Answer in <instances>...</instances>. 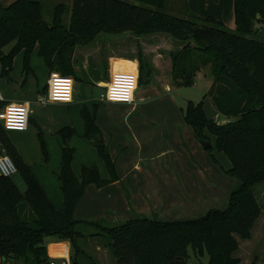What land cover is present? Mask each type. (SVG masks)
<instances>
[{
  "label": "trees",
  "instance_id": "obj_1",
  "mask_svg": "<svg viewBox=\"0 0 264 264\" xmlns=\"http://www.w3.org/2000/svg\"><path fill=\"white\" fill-rule=\"evenodd\" d=\"M163 0H70L69 21L61 23L62 6H54L49 22L40 13L35 0H14L0 4V77L9 78L13 56L22 52V73L29 70V56L34 50L47 74L62 81H78L72 64L76 45H85L99 32L117 34L130 31L137 36L166 34L179 41V48L169 52L170 75L175 87L190 86L198 67L208 64L211 83L203 96L209 98L216 113L228 118L224 123L206 118L201 101L187 104L184 122L198 141L206 139V129L214 137V146L229 162L225 173L238 180L229 192L224 209H208L194 219L162 221L145 216L108 223L102 220H77L74 207L84 187H101L117 180L112 161L92 115L80 111L82 136L90 139L108 173L101 178L95 166H80L78 175L71 170L72 149L60 147L55 172L62 196V208L55 210L30 168L9 140L0 123V153L12 161L24 189L18 190L11 179L0 176V258L21 260V264H46L43 239L47 236L69 240L73 264L84 256L75 238L81 228H91L92 235L107 240L114 264H185L187 247L193 253L207 255L206 264H239L232 254L235 238H250L255 220L264 206V0H232L234 27L229 29L211 16L198 17L185 12L167 13ZM254 26L259 29L255 34ZM10 44L6 52L1 49ZM138 68L149 69L140 49ZM111 60V73H120L122 63ZM24 81V79L22 80ZM138 83L141 82L138 76ZM112 85V84H111ZM70 90V84L66 86ZM45 83L40 93H44ZM4 100H0V107ZM63 126L56 131L63 143L71 133ZM42 155L46 156L40 141ZM264 188V186H263ZM263 190V192H262ZM264 200V196H262ZM87 260L89 259L88 257ZM89 264H96L88 261Z\"/></svg>",
  "mask_w": 264,
  "mask_h": 264
},
{
  "label": "rangeland",
  "instance_id": "obj_2",
  "mask_svg": "<svg viewBox=\"0 0 264 264\" xmlns=\"http://www.w3.org/2000/svg\"><path fill=\"white\" fill-rule=\"evenodd\" d=\"M12 1L0 0V4L5 6ZM35 1L40 5L41 17L45 22H49L54 6L61 4V23L68 25L70 0ZM162 9L180 16L184 11L183 0H163ZM254 31L255 34L259 33L256 26ZM148 42L156 44L155 51H149L145 46ZM178 44L177 39L166 34L137 36L130 31L117 34L99 32L89 43L74 47L77 50L74 54L76 65H84L77 70L80 80L73 81V89H77V94L66 101L55 100L51 103L36 100V96L42 94L40 89L47 77L41 58L33 50L29 56V70L22 73V52L13 56L9 78L0 77V97L4 100L0 114H5V119H0V123L55 210L62 208L61 191L55 174L61 146L72 149L71 170L74 175H78L80 166L93 165L101 178L108 177L92 141L82 136V108L92 115L99 127L102 142L113 164L117 180L110 193L119 194L112 204L118 218L110 216L106 207H103L102 212L90 207L89 199L94 196L90 198L87 194L79 203L81 213H75V219L114 223L145 216L173 221L194 219L208 209L225 208L229 192L239 182L225 173L229 162L215 148L213 135L206 129L202 130L206 137L204 142L209 145L203 148L183 119L187 104L198 101H201V110L206 118L218 116L209 99L203 96L205 88L202 77L206 76L211 83L210 68L208 64L198 67L196 72L199 74L192 85L169 89V82L172 84L170 71H166L169 52L177 50ZM9 47L10 44H7L1 50L6 52ZM138 49L151 68L148 69L146 82L138 83L128 101H109L104 97L101 85L86 83L85 80L90 78L105 79L106 56L136 55ZM156 54L159 55L156 57L159 67L155 71L151 59ZM60 81L59 77L49 79L48 99L50 93L54 96L57 91L69 98L70 90ZM125 96L126 100L130 93L126 92ZM25 101L29 102L30 108L25 130L8 129L6 108L13 102L23 105ZM63 126L72 130L64 143L56 133ZM40 141L46 150L45 157ZM9 178L18 190L24 189L19 173L14 172ZM263 186L264 183L256 185L254 192L257 193ZM262 196L259 201L264 206ZM96 213L95 218H87V215ZM81 230L82 236L75 238L78 247L84 252L83 257L80 254L77 256L79 263L89 264L86 262L93 261L96 264H113L107 240L92 235L95 231L91 228ZM235 238L238 249L232 255L239 257V264H264V207L253 224L249 241ZM43 246L46 260L63 259L67 264H73V250L68 239L47 236L43 239ZM206 261L204 251L197 254L187 247L185 264H206ZM4 264H21V260L7 259Z\"/></svg>",
  "mask_w": 264,
  "mask_h": 264
},
{
  "label": "crops",
  "instance_id": "obj_3",
  "mask_svg": "<svg viewBox=\"0 0 264 264\" xmlns=\"http://www.w3.org/2000/svg\"><path fill=\"white\" fill-rule=\"evenodd\" d=\"M183 3H184V11L181 13V15L185 12H188V13H191V14L198 16V17L211 16L215 20L220 21L225 27H227L229 29H232L234 27L233 15H232V0H183ZM145 46L148 47L149 51H155V48H156L155 43L152 44V43L148 42V43H145ZM178 48H179V44H178ZM76 51L77 50H73L72 64H73L74 72L78 76L77 70L79 69V67L83 68L84 65L83 64L80 66L76 65V61L74 60V54ZM157 56H159V55L158 54L153 55L152 59H151V62L153 63V67L155 68V71L159 67V63H158L159 60L156 58ZM106 57H107L106 58L107 66L104 65L105 74H106L105 79L91 80V78H90L88 80H85L86 83H88V84L95 83L96 85H101L102 88L104 89V92H105V89L109 83L126 84L127 87L109 86L108 90H107L108 98L125 100L124 97H126L125 96L126 92H129L131 95L132 87H133V92H132V96H133L134 91L136 90V87L138 85L137 80H138V76H139V68H138V62L136 59V55H127V56L126 55L125 56L124 55H109ZM116 59H121V60L132 62L133 65L128 63V62H124L119 67L120 73L112 74L111 73V65H110L111 60L113 61ZM103 62H104L103 64H105V59ZM85 64H86V62H85ZM150 68H151V65H150L149 69ZM104 69H103V71H104ZM166 71L167 72L170 71V60H168V62H167ZM198 74H199L198 72L195 73L194 80L197 78ZM68 78H70V81H71V83H70V85H71L70 86V95H69V99H70L73 97L74 94H77V89H73V79L71 77H68ZM202 79H204V88H205L204 90L206 92V90L208 89V87L210 85V81L208 80V78L206 76H203ZM170 81H171V77H170ZM169 84L170 85L167 86L169 89L170 88H176L170 82H169ZM39 95H41V94H39ZM39 95H37V96H39ZM48 102L51 103L54 101H50V100L48 101L47 100L45 103H48ZM112 102H114V101H112ZM214 116H216V115H214ZM218 116H220V115H218ZM218 116H216V118H214V120H216V122H218V123H224L225 121L228 120V118H226V117L220 116L218 118ZM15 149H16V147H15ZM71 169H72V166H71ZM114 184H115V181L107 183L101 187H96L93 184L86 185L84 187V191H83L82 196L77 201V203L74 207L73 217H75V213H77V214L79 212L81 213V211L79 210V207H80L79 203L82 201L83 197H86L88 194V196L90 198L94 196L92 199H89V206L90 207H92L94 209H98L99 210L98 212H102L103 207H106V208H108L107 210H109V212L111 214L110 216H112L113 218H118L117 217L118 214H117V212H114L115 210L113 209L112 204H113L115 198L119 197V194L117 192H116V194L110 193V189L113 187ZM262 189H264V188H262ZM87 216H88L87 218H95V216H97V213L92 215V216H90V215H87ZM89 220H92V219H89ZM250 238H251V233H250ZM249 239H246L245 241H249ZM237 249H238V247H237ZM237 258L239 259V257H237ZM113 262H114V259H113ZM239 263H241V260H239ZM258 264H259V262H258Z\"/></svg>",
  "mask_w": 264,
  "mask_h": 264
},
{
  "label": "clouds",
  "instance_id": "obj_4",
  "mask_svg": "<svg viewBox=\"0 0 264 264\" xmlns=\"http://www.w3.org/2000/svg\"><path fill=\"white\" fill-rule=\"evenodd\" d=\"M59 83H62L65 86H67L71 83V81L70 80L60 81ZM0 99H3V97H0ZM41 99L43 98L41 97ZM49 99L50 100H61V99L66 100L68 99V97L66 95L61 96L60 92L57 91L54 96L51 95L50 93ZM29 111H30V108H29L28 101H25L23 105H18L15 102H13L11 105H9L6 108V118H7L6 127L8 129H14V130H21V131L25 130L26 117ZM0 119H5V114H0Z\"/></svg>",
  "mask_w": 264,
  "mask_h": 264
},
{
  "label": "built area",
  "instance_id": "obj_5",
  "mask_svg": "<svg viewBox=\"0 0 264 264\" xmlns=\"http://www.w3.org/2000/svg\"><path fill=\"white\" fill-rule=\"evenodd\" d=\"M55 77H63V76H58L56 74H55V76H54V74H47L46 81H45V85H46L45 91H44L43 94H41L38 97H36L37 101L43 103V102H46L47 100L48 101L50 100V99L47 98L48 81H49V79H52V78H55ZM109 86L127 87V85L126 84H122V83H118V84L109 83L107 85L106 89H105V92H104V97L107 100H109V101H128L132 97L133 87H132L131 95H130V97L128 99H126V100L110 99L107 96V90H108ZM41 97L43 99H41ZM68 99H66V100H68ZM66 100H60V101H66ZM50 101H55V100H50ZM14 172H15V167H14L12 161L10 160V158L6 154L1 152L0 153V176L8 177L11 174H13ZM46 264H67V263L63 259H59V260L49 259V260L46 261Z\"/></svg>",
  "mask_w": 264,
  "mask_h": 264
},
{
  "label": "water",
  "instance_id": "obj_6",
  "mask_svg": "<svg viewBox=\"0 0 264 264\" xmlns=\"http://www.w3.org/2000/svg\"><path fill=\"white\" fill-rule=\"evenodd\" d=\"M147 75H148V71L145 68L139 69V77L142 82H146ZM200 144L203 146V148H207L209 146L208 143L204 141H200Z\"/></svg>",
  "mask_w": 264,
  "mask_h": 264
}]
</instances>
